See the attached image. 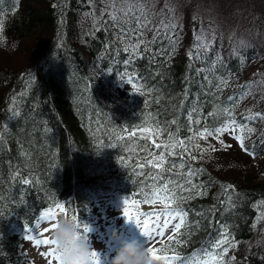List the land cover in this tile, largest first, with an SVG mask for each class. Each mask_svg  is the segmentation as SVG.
<instances>
[{
  "label": "trees",
  "instance_id": "trees-1",
  "mask_svg": "<svg viewBox=\"0 0 264 264\" xmlns=\"http://www.w3.org/2000/svg\"><path fill=\"white\" fill-rule=\"evenodd\" d=\"M112 3L0 0L5 40L0 47L27 35L38 38L20 56L25 59L17 58L22 66H0V264H22L20 236L56 203L64 201L67 216L81 219L102 190L151 204L139 196L158 171L149 166L143 169L149 175H138L144 147L159 151L141 138L146 117L165 130L158 141L167 132L184 138L189 128L214 129L226 122L224 115H209L219 108L232 109L237 122L255 129L246 144L259 159L249 162L254 155L238 151L241 163L221 167L210 154L235 150L214 145V137L196 141L217 148L202 158L194 151V161L185 157L194 169H203L192 181L205 194H183L193 198L181 202L187 217L177 243L167 238L153 248L170 245L163 254L179 255L174 264L193 260L218 252L213 245L227 228L238 242L229 254L236 259L228 264H264V120L247 119L264 113V99H254L256 92L264 95L257 89L264 75L245 73L250 60L264 58V0H114L117 9L138 5L127 18L120 13L117 23L105 12L113 11ZM140 7L146 28L133 19L142 16ZM93 10L95 17L89 15ZM223 18L226 27L219 26ZM138 37L144 43L132 56L125 49ZM125 72L134 73L151 95L134 93L126 77L122 80ZM221 80L227 85L218 87ZM121 88L131 95L122 99L115 92ZM193 109L201 124L189 122ZM128 129L136 133L131 139ZM175 171L162 176L183 183Z\"/></svg>",
  "mask_w": 264,
  "mask_h": 264
},
{
  "label": "snow or ice",
  "instance_id": "snow-or-ice-1",
  "mask_svg": "<svg viewBox=\"0 0 264 264\" xmlns=\"http://www.w3.org/2000/svg\"><path fill=\"white\" fill-rule=\"evenodd\" d=\"M91 2V0H90ZM113 8L112 12H107L106 14L109 17V20L113 23H117L121 21V15L123 14L125 18L129 16L130 13L133 12L135 8L138 7L137 4H129L127 7H121L119 9L116 8L114 0L111 4ZM142 13L141 17H133L136 20L139 27L146 28L147 21L142 18L144 16V9L142 7L139 8ZM2 11V10H0ZM89 15L95 17V11L89 13ZM100 19H103L101 17ZM131 21L128 19H124L123 23H130ZM164 27H169V25H163ZM3 19H0V44H4V36H3ZM132 30L129 29V32ZM202 37H197V40H202ZM142 37H138L135 43L129 42V47L125 49V51L129 52L132 56H138L140 54L141 45L143 44ZM203 47H208L207 44L202 45ZM125 64L130 63V60L124 61ZM126 77L124 81L126 84L131 85L134 93H138L139 95L147 96L151 95L150 91L143 85L139 78L136 77L134 73H123L122 80ZM227 80H221L220 85L218 87H222L227 85ZM231 99V97L229 98ZM196 112V109H193L191 113H189V122L192 124H201V121L193 119V113ZM13 115H18V112H13ZM209 115H224L227 117L226 122L222 121L221 126L215 129H209L207 127H201L200 129H192L189 128V132L191 135H188L184 138L179 137L177 134L172 132H167L166 137L161 138L159 141L157 137H160L162 133L165 132L164 129L160 128L159 124L156 123L152 118L146 117L144 124L148 125L147 127H141L139 129L141 133V138L146 141H150L153 148L158 149V152H153L147 146L144 147L143 151L146 153L145 159L142 163L138 165L140 172L138 173L139 177L142 179L143 176L149 175L148 173L143 172L144 168H148L150 166L151 169H157L156 175L154 177L150 176V179L153 180L152 185H146L147 191L142 190L139 193V196L143 197L144 203H152L155 204L157 202L164 204L163 208L153 209L152 211H140L137 209L135 214L130 213L129 207H136V201H131L128 198H124L123 200V216L126 220L134 222L143 233L145 237H147V245L149 241L154 240L156 237H163L165 235L166 230L171 226L174 235L169 236L168 239L171 243H177L176 236L179 235L180 231L184 227L186 223L187 212L183 210L180 206L181 202L184 199L193 198L191 195H183L184 193H194L195 195H203L205 194L198 189L202 186L196 185L192 181V177L197 175L199 171L203 169H194L191 163H188L185 157L190 160L198 159V156L194 154L195 152L199 153V158H202L205 153L208 151H216L217 148L214 145H208L207 147L201 146L196 141L204 140L207 141L209 137H215L220 146L224 149L231 148L232 145L226 144L224 140L220 139V136L224 133H229L233 135L234 139L237 140L239 147L247 152L250 155H255L253 151H250L249 145L246 144V139L248 136L255 131L254 128L249 127L244 123L237 122L233 117V110L228 108H219L216 112L210 113ZM247 119L255 120L262 119L264 120V113L256 112L254 114H250ZM175 120L172 121V124H176ZM129 132V139L133 138L136 133L131 129L127 130ZM145 133H147L145 135ZM3 139V134L0 133V141ZM118 139H124V137H118ZM191 144V148L189 145ZM178 156L179 163L176 161H172L171 157ZM187 163V168L185 167ZM167 165V167H166ZM174 170L175 175L177 177L183 178V183H179L176 180L169 179L167 176H162L163 173H172ZM162 180V182L157 183V181ZM24 184H29L30 181L25 179L23 180ZM226 188H232L231 185L226 186ZM231 199V198H229ZM264 203V202H261ZM58 213L67 214V209L64 204L56 203L52 207L48 208L46 211L39 215V219L36 221L35 225L37 230H39L42 221L51 222L48 227H45L43 230V238L40 237V233L36 236L31 235L32 230L31 226L28 227L27 233L29 235L26 237L28 240H35L37 245H49L52 246L53 241L50 239L48 233L51 232L54 227V222L58 216ZM72 219L77 223V227L82 229L83 234L86 236L91 231L89 225L84 224L80 221L77 215H71ZM143 217V220H141ZM260 219H264V213L261 214ZM238 246V242L234 237H231L227 228L224 229V232L221 234V237L215 241L213 248L218 249L219 251H209L204 255L207 259L202 261V264H226L225 257L229 252V248H235ZM170 245H164L163 247L156 249L152 246H148L149 254L154 261L163 260L165 264H169V262H174L180 260L179 255H164L163 253L170 251ZM161 253V254H157ZM48 256L49 264H57L59 257L54 251L53 247H49V249L44 253ZM93 264H100V258L95 251L91 253ZM231 261H234L236 258L231 256L228 258Z\"/></svg>",
  "mask_w": 264,
  "mask_h": 264
},
{
  "label": "rangeland",
  "instance_id": "rangeland-1",
  "mask_svg": "<svg viewBox=\"0 0 264 264\" xmlns=\"http://www.w3.org/2000/svg\"><path fill=\"white\" fill-rule=\"evenodd\" d=\"M218 22L221 23L219 26H228L227 19L223 18ZM36 39L38 38L35 36L27 35L22 40H18L17 42H12L9 40L6 45L0 47V66L3 65L11 69H16L18 68L17 66H22L23 62H19L17 58H22L20 56H23L27 53V49L31 41H34ZM22 59H25V56ZM245 73L246 75H264V58H261L258 61L256 60L254 62L250 60L248 68H246L245 70ZM115 86L120 88L121 85L119 86V83H117L115 84ZM257 89L262 92L264 91V81L260 83ZM115 92L118 95L120 94L121 98L123 99L131 95L130 93L132 92V90H130L129 94H127L128 92L124 89H122V91L116 90ZM254 96L256 102L262 101L264 99V95H258L257 92L254 94ZM213 139L214 140L212 143L214 145L219 143L215 137ZM220 139L224 140L226 144L232 145L231 148L234 149L236 152L227 150L219 154H210V157L213 160V164H218L221 167H226L227 165H237L241 163V155L247 152L243 151L239 147V144L237 140L234 139L233 135L226 132L220 136ZM238 151L242 154H237ZM255 158L256 156L254 155L249 162H254ZM256 159H259V157ZM257 161L260 162L261 160ZM262 162H264V160ZM124 198H128L131 201H136V207H129V211L132 214H135L137 209H139L140 211L148 212L152 211L153 209H160L164 207V204L159 202L155 204H143L137 200L131 199L128 196L121 195L117 192L110 190H102L97 192V194L92 200V204L87 218L79 219L82 223L89 225L91 228V231L88 233V236L90 238L89 243L92 249L98 252L101 264H110L111 257L116 254V249L120 246V240L137 239L141 242L147 241V237L143 235L139 227L134 222L126 220V218L123 216ZM59 204H64L65 208L67 209V205L64 201L60 202ZM39 215L34 221L33 228L31 229V235L36 236L39 231V233L41 234L39 238H43V230L45 227H48L51 222L42 221L39 230H37L35 223L39 219ZM59 216H67V214L65 215L64 213H58L57 217ZM141 220H143V217H141ZM114 230L118 231L117 239H114L112 237V233ZM27 231H25L20 236V245L23 255L22 264H49L50 258L44 253L49 249V247L52 246L37 245L35 243V240H28L26 238L29 235ZM172 233L173 230L170 226L169 229L166 230L165 235L163 237H156L154 240L149 241L148 246L154 247V245H156L157 243L167 239ZM48 235L50 236V233H48ZM257 241L259 244L261 243V239H258ZM232 251L233 248H229V252L225 257L226 264H228L229 262V254L233 253ZM205 259H207L206 256H201L193 260L185 259L177 264H202V261ZM155 264H165V262L163 260L155 261Z\"/></svg>",
  "mask_w": 264,
  "mask_h": 264
},
{
  "label": "clouds",
  "instance_id": "clouds-1",
  "mask_svg": "<svg viewBox=\"0 0 264 264\" xmlns=\"http://www.w3.org/2000/svg\"><path fill=\"white\" fill-rule=\"evenodd\" d=\"M112 237L118 238V231H113ZM52 247L59 257L57 264H93L89 243V236L83 234L82 229L71 216H59L50 232ZM96 252V251H95ZM99 256L98 252H96ZM101 264V261H100ZM110 264H155L152 260L146 242L137 239L120 240L116 254L111 257Z\"/></svg>",
  "mask_w": 264,
  "mask_h": 264
}]
</instances>
